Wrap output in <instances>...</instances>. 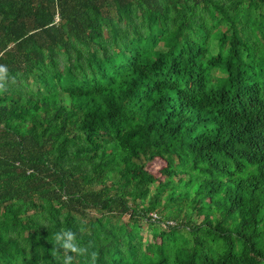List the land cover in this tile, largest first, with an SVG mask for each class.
<instances>
[{
	"label": "trees",
	"instance_id": "trees-1",
	"mask_svg": "<svg viewBox=\"0 0 264 264\" xmlns=\"http://www.w3.org/2000/svg\"><path fill=\"white\" fill-rule=\"evenodd\" d=\"M0 64V264H60L62 227L97 264H264V0H0Z\"/></svg>",
	"mask_w": 264,
	"mask_h": 264
},
{
	"label": "clouds",
	"instance_id": "clouds-1",
	"mask_svg": "<svg viewBox=\"0 0 264 264\" xmlns=\"http://www.w3.org/2000/svg\"><path fill=\"white\" fill-rule=\"evenodd\" d=\"M9 70L4 64H0V93L7 91ZM81 232L83 229L81 228ZM54 247L50 250L51 256L60 260V264H73L74 255L85 257L86 264H97L99 253L92 249L91 245H82L78 242V233L71 228H60L54 238ZM63 251L64 255L60 256Z\"/></svg>",
	"mask_w": 264,
	"mask_h": 264
},
{
	"label": "rangeland",
	"instance_id": "rangeland-1",
	"mask_svg": "<svg viewBox=\"0 0 264 264\" xmlns=\"http://www.w3.org/2000/svg\"><path fill=\"white\" fill-rule=\"evenodd\" d=\"M165 165V162L161 159H155L154 161H151L147 164V170L152 172L154 175L159 176V170ZM171 223V222H169ZM140 226V231L143 236L144 243L150 242V241H158V238H153L152 232L150 227L147 225L146 221H142ZM164 222L163 223H156V226L159 228H164Z\"/></svg>",
	"mask_w": 264,
	"mask_h": 264
},
{
	"label": "built area",
	"instance_id": "built-area-1",
	"mask_svg": "<svg viewBox=\"0 0 264 264\" xmlns=\"http://www.w3.org/2000/svg\"><path fill=\"white\" fill-rule=\"evenodd\" d=\"M151 215L153 216V218L157 217L155 213H151Z\"/></svg>",
	"mask_w": 264,
	"mask_h": 264
}]
</instances>
